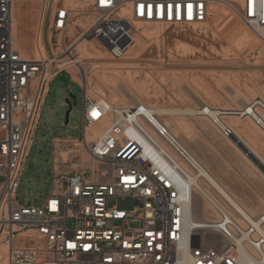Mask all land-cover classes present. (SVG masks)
Wrapping results in <instances>:
<instances>
[{
  "label": "built area",
  "instance_id": "built-area-1",
  "mask_svg": "<svg viewBox=\"0 0 264 264\" xmlns=\"http://www.w3.org/2000/svg\"><path fill=\"white\" fill-rule=\"evenodd\" d=\"M15 1L0 0V264H264V215L255 226L209 197L211 184L180 140L146 105L95 95L92 65L75 50L77 41H92L122 60L135 46L134 24L200 31L214 0H41L50 21L48 47L43 28L35 35L37 58L16 48ZM229 3L251 30L264 27V0ZM76 21L86 29L70 41ZM60 73L82 90L81 137L51 140L50 193L39 206H23L21 174ZM239 116L264 137V105L255 99ZM209 122L222 139L233 137L220 116ZM118 199L133 209L109 206Z\"/></svg>",
  "mask_w": 264,
  "mask_h": 264
},
{
  "label": "rangeland",
  "instance_id": "rangeland-1",
  "mask_svg": "<svg viewBox=\"0 0 264 264\" xmlns=\"http://www.w3.org/2000/svg\"><path fill=\"white\" fill-rule=\"evenodd\" d=\"M238 1L243 0H229L234 7ZM229 2L212 1L208 23L200 31L181 32L134 24L135 46L119 61L111 60L95 42L77 41L78 56L86 49L91 55L84 62L97 66L92 73L91 87H99L102 97L116 106H124L126 99L115 89L102 86L100 80L108 84L112 81L123 88H127L129 82L143 85L147 93L134 94L150 108L185 111L196 110L204 104L215 110L240 111L243 103L255 99L264 103V27H256L255 32L251 30L238 20ZM41 7V0H16L14 5L20 22L16 48L27 58H37L33 39ZM49 21L50 12L43 26L47 47ZM74 26L70 41L78 39L86 29L79 21ZM78 43L81 46H77ZM90 95L95 98L94 94ZM66 99L71 114L68 125L64 126V115L69 108ZM81 112V88L73 83L70 75L57 74L48 86L21 174L17 196L21 205L39 206L47 199L52 185L51 140L80 138ZM159 119L213 176V170L226 169L230 177L240 179L242 196L237 197L238 200L255 218L264 215V173L255 164L256 158L264 166V137L249 119L231 116L225 121L242 138L246 150L253 152L254 159L233 143V138L222 139L204 116L174 114L160 115ZM109 206L125 211L133 209L129 199L112 200Z\"/></svg>",
  "mask_w": 264,
  "mask_h": 264
},
{
  "label": "bare ground",
  "instance_id": "bare-ground-1",
  "mask_svg": "<svg viewBox=\"0 0 264 264\" xmlns=\"http://www.w3.org/2000/svg\"><path fill=\"white\" fill-rule=\"evenodd\" d=\"M17 12H18V10H15L14 9L13 36L15 38V45H16V47L19 46V40H20L19 39V25H20V22H19V19L17 18V15H16ZM42 12L43 11H40V13H39V22H40V19H41V16H42ZM80 44L81 43H78L77 46H79ZM84 47H85V45H82V48L83 49H84ZM76 48L77 47L75 46V49ZM47 52L48 51H46V49H45V47H44V45H43V43L41 41V53L46 56L48 54ZM90 55H91V53H89L86 49H84V53L83 54H80L79 59L85 60ZM92 68H93V70H95V69H97V66L96 67H92ZM50 77H51V75H50ZM100 81H101L100 84L102 86L111 87L112 89H115L116 92H118L119 94H122L124 96V98L126 99V102H127L126 104L124 103V106H129V105L135 104L137 102L143 104V102L141 100H139L135 96V94H134L135 92H137L139 94H146L147 93V90H146V87H144L143 85H137V84L135 85V84L129 82V86L127 88H123L122 86L120 87V85H118L117 83H114L112 81L109 84L108 83H105L102 80H100ZM91 88L94 91V94L95 95H101V96H103L102 95V90L99 87H94V88L91 87ZM258 101L262 105H264V103L261 100H258ZM108 103L111 104V105H114V102H112V101H108ZM147 108H148V110H149V112L151 114L155 115L154 121H155L156 124H164L159 119V116L160 115L183 114V115H198V116H204V117H206L209 120L210 119H215L217 116H220V121L227 125L225 119L227 117H231V116H237L238 118H240L239 115L246 110L247 104L246 103H243L242 104V109L240 111H223V110H218V109L215 110L214 108H209L208 106H206L204 104H200L199 107L196 110H185V111H175V110L159 109V108H150V107H147ZM164 125L166 126V124H164ZM97 131H99V130H97ZM232 138H233V143H235L238 146H241V147L245 148L244 147V142H243L242 138L238 134H236L235 132H233V137ZM247 152H248L247 155L249 157H252L254 159V156L252 155L253 152L250 149L247 150ZM257 163H259V165H262L258 160H257ZM198 170L200 172V175L204 176V178L212 186L211 188H212L214 194L210 190L204 189V191L207 193V195L209 197H211L213 200H215L217 203H219L222 206L224 204L225 207L223 206V208L226 209V210H229L228 212L231 215H233V216L234 215L241 216L243 219H245L249 223L254 224L255 226H257V225L260 226L262 224L261 217L255 218L254 215L243 204H241L234 196H232L216 180V178H214L211 174H209L207 172V170L205 168H203V166H201V164L199 165ZM196 183L199 184L198 181H196ZM196 218H197V216H196Z\"/></svg>",
  "mask_w": 264,
  "mask_h": 264
},
{
  "label": "crops",
  "instance_id": "crops-1",
  "mask_svg": "<svg viewBox=\"0 0 264 264\" xmlns=\"http://www.w3.org/2000/svg\"><path fill=\"white\" fill-rule=\"evenodd\" d=\"M16 2V1H15ZM15 2L13 4V14H12V33H13V17H14V5H15ZM40 11H43L42 10V7H41V10ZM46 17V16H45ZM45 17H43V12H42V16H41V19H40V22L38 20V25H37V29H36V32H35V35L38 31L39 28H43V24L45 22ZM43 25V26H42ZM14 37V36H13ZM35 38V36H34ZM15 39V38H14ZM33 48H34V39H33ZM35 51V49H34ZM222 164V163H221ZM208 172V171H207ZM209 173V172H208ZM211 174V173H209ZM213 174L215 176H212L214 178H216V180L232 195L234 196L237 200L238 198L237 197H240L242 196V190L239 188V185L241 183V180L236 178V177H230L226 171V169H224V171L222 170H213ZM239 201V200H238ZM240 202V201H239ZM241 203V202H240ZM243 204V203H241ZM244 205V204H243ZM245 206V205H244ZM246 207V206H245Z\"/></svg>",
  "mask_w": 264,
  "mask_h": 264
},
{
  "label": "water",
  "instance_id": "water-1",
  "mask_svg": "<svg viewBox=\"0 0 264 264\" xmlns=\"http://www.w3.org/2000/svg\"><path fill=\"white\" fill-rule=\"evenodd\" d=\"M65 103L69 106L68 110L66 111V113L64 115V126H67L68 125V122H69V114L71 112V106L68 103V99L65 100ZM238 147L241 148V149H243V150H245L246 155L248 154L246 148H243L241 146H238ZM255 164L264 173V167L262 165H259V163H257V160L256 159H255Z\"/></svg>",
  "mask_w": 264,
  "mask_h": 264
},
{
  "label": "snow or ice",
  "instance_id": "snow-or-ice-1",
  "mask_svg": "<svg viewBox=\"0 0 264 264\" xmlns=\"http://www.w3.org/2000/svg\"><path fill=\"white\" fill-rule=\"evenodd\" d=\"M71 246V245H70Z\"/></svg>",
  "mask_w": 264,
  "mask_h": 264
}]
</instances>
